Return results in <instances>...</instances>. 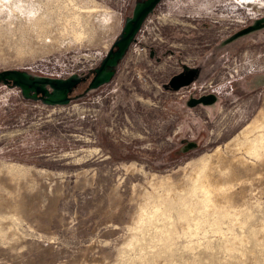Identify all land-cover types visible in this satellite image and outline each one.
Returning a JSON list of instances; mask_svg holds the SVG:
<instances>
[{
	"label": "rangeland",
	"instance_id": "374dc122",
	"mask_svg": "<svg viewBox=\"0 0 264 264\" xmlns=\"http://www.w3.org/2000/svg\"><path fill=\"white\" fill-rule=\"evenodd\" d=\"M142 1L0 0V72L84 82ZM261 18L159 0L100 86L47 103L0 80V264H264V148L239 135L264 110V26L234 35Z\"/></svg>",
	"mask_w": 264,
	"mask_h": 264
},
{
	"label": "water",
	"instance_id": "95a60500",
	"mask_svg": "<svg viewBox=\"0 0 264 264\" xmlns=\"http://www.w3.org/2000/svg\"><path fill=\"white\" fill-rule=\"evenodd\" d=\"M159 0H144L135 5L133 14L127 18L123 26L120 37L115 41L114 46L116 50L111 49L100 67L96 69L95 74L90 79L85 91L88 88L98 87L104 82L109 81L113 72L111 67L117 64V61L122 57L134 36L139 30L144 17L151 12ZM264 26V18H261L251 24L250 26L235 33V36H241L251 31L259 29ZM197 77V70L187 69L178 74L173 75L167 85L172 90H178L182 87L189 86ZM0 80L4 84L17 85L23 90L34 91L35 96H40L47 103L66 102L71 98V92L80 83L84 82L80 78L70 77L66 79L49 78V77H34L29 78L24 72L18 70H4L0 72ZM48 87L53 89L49 92ZM216 100V96L212 93L204 94L198 97H191L187 101L188 106H196L198 104H212Z\"/></svg>",
	"mask_w": 264,
	"mask_h": 264
},
{
	"label": "bare ground",
	"instance_id": "6f19581e",
	"mask_svg": "<svg viewBox=\"0 0 264 264\" xmlns=\"http://www.w3.org/2000/svg\"><path fill=\"white\" fill-rule=\"evenodd\" d=\"M253 121V122H252ZM251 121V123L249 124V125H247L243 130H242V132L239 134L243 139L241 140V144L242 145H245V147L244 148H246V150H247V152H249V153H251V155L252 154H258V152L260 151V146L261 147H263L264 148V145H260L261 143H263L264 142V132L261 130L262 128H264V110L262 109V111L259 113V115L256 117V119L255 120H252ZM238 139V138H237ZM236 143H239L238 142V140H236ZM240 144V143H239ZM238 145V144H237ZM228 146H230V145H228ZM243 147V146H242ZM241 147V148H242ZM220 150V149H219ZM221 151V150H220ZM219 152V151H218ZM217 151H216V153H218ZM215 153V154H216ZM214 154V155H215ZM213 155V154H212ZM259 155H261L260 153H259ZM221 159H219V161H220ZM218 161V162H219ZM216 166V165H215ZM211 167V166H210ZM217 167H219V166H217ZM205 168V167H204ZM211 169V168H210ZM221 170V169H220ZM222 171V170H221ZM221 171H220V173H221ZM214 173V172H213ZM216 173V172H215ZM222 173H226V172H224V171H222ZM206 174V173H205ZM211 175V174H210ZM208 177V176H207ZM206 177V178H207ZM205 178V177H204ZM209 178V177H208ZM208 178H207V180H208ZM210 178H211V176H210ZM209 178V179H210ZM196 179V178H195ZM198 179V178H197ZM206 180V181H207ZM204 183H206L205 181H204ZM208 183V182H207ZM203 185V184H202ZM201 185V186H202ZM208 185V184H207ZM204 187L206 186V185H203ZM207 187V186H206ZM197 188V187H196ZM209 188V187H208ZM230 188V187H229ZM207 189V188H206ZM213 189V188H212ZM232 189V188H231ZM196 190V189H195ZM201 190H202V188H201ZM205 190V189H204ZM209 190V189H208ZM227 190V189H226ZM225 190V191H226ZM230 190V189H229ZM206 191V190H205ZM211 191V190H210ZM215 191V190H214ZM232 191V190H231ZM227 192H228V190H227ZM222 193V192H221ZM232 193V192H231ZM205 194V193H204ZM209 194H210V192H209ZM213 194V193H212ZM219 194H220V192H219ZM224 193H222V195H223ZM206 195H207V193H206ZM222 195L220 196V197H222ZM225 195V194H224ZM232 195V194H231ZM233 195H235V194H233ZM232 195V196H233ZM205 196V195H204ZM217 196V195H216ZM228 196V195H227ZM226 196V197H227ZM208 197H209V195H208ZM235 197V196H234ZM227 198H229V197H227ZM227 198L225 199V200H227ZM218 199V198H217ZM231 199V201L230 202H232V197L230 198ZM205 200H207V199H205ZM222 200H223V197H222ZM224 200V201H225ZM228 202V201H227ZM226 201L225 202H222V203H227ZM230 202H228V203H230ZM218 203H221V202H219V200H218ZM227 203V204H228ZM220 205V204H219ZM219 205H218V207H219ZM222 205V204H221ZM225 205V204H224ZM223 205V206H224ZM233 205H234V203H233ZM215 206V205H214ZM220 207H222V206H220ZM226 207H228V206H226ZM230 208H231V204H230V206H229ZM15 208V207H14ZM216 208V207H215ZM229 208V209H230ZM222 210L223 209H225V206H224V208H221ZM226 209H228V208H226ZM221 210V211H222ZM16 211H17V209H16ZM224 211V210H223ZM225 212V211H224ZM226 212H227V210H226ZM228 213V212H227ZM227 213H225V214H227ZM223 215H224V213H223Z\"/></svg>",
	"mask_w": 264,
	"mask_h": 264
},
{
	"label": "trees",
	"instance_id": "16d2710c",
	"mask_svg": "<svg viewBox=\"0 0 264 264\" xmlns=\"http://www.w3.org/2000/svg\"><path fill=\"white\" fill-rule=\"evenodd\" d=\"M90 79H91V78H89V79H88L86 82H84V83H80V84L78 85V86H83V85H85V87H84V89H83V91H82V92H84V91H85V89H86V87H87V85H88V83H89ZM75 89H76V88H74V89H73V91L71 92V94H70V95H71V97H72V94L74 93V90H75ZM82 92H81V93H82Z\"/></svg>",
	"mask_w": 264,
	"mask_h": 264
}]
</instances>
